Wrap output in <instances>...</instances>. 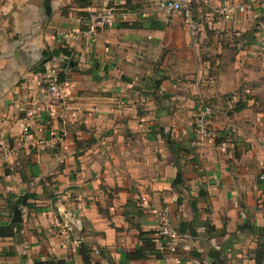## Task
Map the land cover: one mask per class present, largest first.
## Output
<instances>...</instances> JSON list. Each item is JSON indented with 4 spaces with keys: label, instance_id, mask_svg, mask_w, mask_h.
Wrapping results in <instances>:
<instances>
[{
    "label": "crops",
    "instance_id": "crops-1",
    "mask_svg": "<svg viewBox=\"0 0 264 264\" xmlns=\"http://www.w3.org/2000/svg\"><path fill=\"white\" fill-rule=\"evenodd\" d=\"M159 1L0 0V228L22 217L0 264H84L82 246L97 264H256L264 0L197 3L194 39ZM111 8L112 27L86 34L89 13ZM53 69L65 99L43 111ZM203 105L217 139L193 147ZM164 209L188 235L174 254L157 234Z\"/></svg>",
    "mask_w": 264,
    "mask_h": 264
},
{
    "label": "built area",
    "instance_id": "built-area-1",
    "mask_svg": "<svg viewBox=\"0 0 264 264\" xmlns=\"http://www.w3.org/2000/svg\"><path fill=\"white\" fill-rule=\"evenodd\" d=\"M205 2V0H161L155 4L152 10L155 13H163L171 15L174 13H180L184 18L185 24L189 30L191 38H197L201 31V24L195 13V4ZM231 11L225 7L220 6L216 10V14L230 19ZM120 16L119 10L111 8L104 11H93L88 15L87 21V33L88 35H94L100 30L112 27L114 20ZM61 72L56 69L51 70L47 74V86L43 97L41 99L43 111H51L59 106L65 99V93L63 89V82H60ZM35 112H31L30 116H33ZM214 114V108L210 105H203L201 114L195 123L193 130L192 146L199 147L206 145L209 142H213L217 139V132L211 125V117ZM24 137H28L27 127H23ZM66 219L67 224L75 225L76 222H72L67 213L62 212ZM157 219V234L163 243L167 246L170 254L177 252L180 244L188 238V235L180 232L173 224V220L170 212L167 209L161 210L156 213ZM68 221V222H67ZM77 225V224H76ZM75 225V226H76ZM59 227V223L57 222ZM98 253V252H96Z\"/></svg>",
    "mask_w": 264,
    "mask_h": 264
},
{
    "label": "trees",
    "instance_id": "trees-1",
    "mask_svg": "<svg viewBox=\"0 0 264 264\" xmlns=\"http://www.w3.org/2000/svg\"><path fill=\"white\" fill-rule=\"evenodd\" d=\"M61 53V52H60ZM69 52H65V55L69 56ZM45 70L43 69L42 72ZM60 82H64V77L63 73L60 74ZM242 109V108H240ZM21 224H13V225H7L4 228H0V237H12L14 236L15 228H19ZM182 232V231H180ZM183 233V232H182ZM261 248L257 252V257H256V264H262V261L264 259V241L261 243ZM81 255H82V260L84 264H97L94 262V260L91 257L90 250L86 248V246L81 247ZM34 264H67V262L64 259L61 258H52L50 261H43V260H36Z\"/></svg>",
    "mask_w": 264,
    "mask_h": 264
},
{
    "label": "rangeland",
    "instance_id": "rangeland-1",
    "mask_svg": "<svg viewBox=\"0 0 264 264\" xmlns=\"http://www.w3.org/2000/svg\"><path fill=\"white\" fill-rule=\"evenodd\" d=\"M195 8H196V4H195ZM213 73H215V70L213 71ZM193 76H194V78H195L194 80H196V82H199L200 80H202V79H201L202 77L200 78V76H199V72H198L197 74H193ZM245 83H246V82H245ZM245 83H244V84H245ZM263 87H264V86H263ZM231 94H232V93H231ZM262 95L264 96V89H263V91H262ZM226 97H228V95H226ZM261 103H262V102H261ZM263 104H264V103H263ZM227 108H228V107H227ZM235 108H237V106H235V104H233V108H232V109H229V108H228V114L231 113V111L234 110Z\"/></svg>",
    "mask_w": 264,
    "mask_h": 264
},
{
    "label": "water",
    "instance_id": "water-1",
    "mask_svg": "<svg viewBox=\"0 0 264 264\" xmlns=\"http://www.w3.org/2000/svg\"><path fill=\"white\" fill-rule=\"evenodd\" d=\"M21 222H22L21 211L18 208H16L13 218V224L21 223Z\"/></svg>",
    "mask_w": 264,
    "mask_h": 264
}]
</instances>
